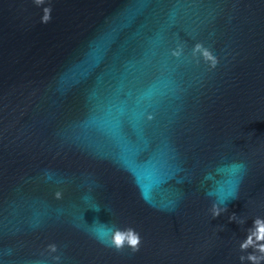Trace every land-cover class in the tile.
Segmentation results:
<instances>
[{
  "label": "water",
  "instance_id": "water-1",
  "mask_svg": "<svg viewBox=\"0 0 264 264\" xmlns=\"http://www.w3.org/2000/svg\"><path fill=\"white\" fill-rule=\"evenodd\" d=\"M257 217L264 0H0V264H251Z\"/></svg>",
  "mask_w": 264,
  "mask_h": 264
},
{
  "label": "clouds",
  "instance_id": "clouds-1",
  "mask_svg": "<svg viewBox=\"0 0 264 264\" xmlns=\"http://www.w3.org/2000/svg\"><path fill=\"white\" fill-rule=\"evenodd\" d=\"M36 2L39 3L40 0H36ZM45 11L46 13L50 12V9H46ZM48 19H50V15H45L43 17V20L45 21ZM197 47H199V45H197ZM238 167H243V165H238ZM232 198H236L235 194H233ZM220 203L222 204L223 201H220ZM224 210L225 209L221 208L217 203H213L211 206V213L213 216L219 215L220 212ZM231 218L232 217H230V219ZM262 240H264V217H257L252 221L251 227L246 230L245 237L239 244V247L242 250L251 246L254 251L249 252L246 257L241 256L240 260L243 261L244 259H247L251 262V264H262V262H264V243H257V241ZM125 242L133 252H136L139 249L141 238L139 234L134 232L133 230H129L127 236H125L121 232H116L114 234L112 239V246H114L116 249L121 248L125 244ZM49 247L54 248L55 246L49 245Z\"/></svg>",
  "mask_w": 264,
  "mask_h": 264
}]
</instances>
